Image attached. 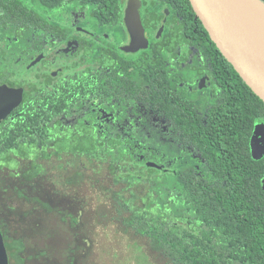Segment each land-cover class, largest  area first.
<instances>
[{
  "label": "trees",
  "instance_id": "obj_1",
  "mask_svg": "<svg viewBox=\"0 0 264 264\" xmlns=\"http://www.w3.org/2000/svg\"><path fill=\"white\" fill-rule=\"evenodd\" d=\"M82 2L92 17L115 12V0H0V85L24 89L22 104L0 125V169L24 160L23 178L32 181L51 160L85 158L95 177L108 171L119 186L112 196L118 220L171 263L264 264V156L255 159L250 147L256 124L264 125V103L199 20L203 33L184 41L193 49V65L211 76L215 96L204 106L152 57L130 62L134 70L123 76L88 67L38 90L30 40L38 32L63 37L51 14L77 11ZM97 102L123 114L147 108V134L98 136ZM154 117H163L166 129ZM4 237L11 261L25 264L23 243Z\"/></svg>",
  "mask_w": 264,
  "mask_h": 264
},
{
  "label": "rangeland",
  "instance_id": "obj_2",
  "mask_svg": "<svg viewBox=\"0 0 264 264\" xmlns=\"http://www.w3.org/2000/svg\"><path fill=\"white\" fill-rule=\"evenodd\" d=\"M55 12L59 20L67 16ZM185 75L195 76L189 69ZM84 159L44 161L32 181L23 178L24 160L0 169V229L23 243L25 264H173L118 220L112 196L119 186L108 171L95 177Z\"/></svg>",
  "mask_w": 264,
  "mask_h": 264
},
{
  "label": "flooded vegetation",
  "instance_id": "obj_3",
  "mask_svg": "<svg viewBox=\"0 0 264 264\" xmlns=\"http://www.w3.org/2000/svg\"><path fill=\"white\" fill-rule=\"evenodd\" d=\"M115 1L112 5L115 12L111 11L112 17L109 19L92 17L89 13L90 4L82 2L77 11L73 7L66 9L67 16L62 20L51 17L65 31L63 37L50 38V34L40 32L33 35L30 43L36 53L31 68L38 90L49 88L51 83L81 73L88 67L96 73L104 69L123 76L134 70L130 62L145 63L152 57L151 62L162 63L198 106H204L214 98L211 76L202 67L193 65V49L190 43L184 41L188 36L193 37L197 31L203 33L199 29V19L190 0L194 15H191L184 0H181L183 6L180 0H139L140 19L148 46L136 52L125 50L132 41L125 21L130 0ZM93 6L101 7L99 2H95ZM117 29L120 30L119 34ZM43 38L46 42L40 43ZM104 58L108 59V65L102 64ZM188 69L195 75L190 79L185 75ZM140 77L145 80L142 72ZM141 84L145 82L142 81ZM205 89L206 92L203 91ZM111 106L102 107L97 102L93 110L95 134L115 138L147 134V108L142 107L133 115L131 109L123 114L122 110ZM153 120L165 124L162 127L166 129L163 117H154ZM10 263L12 261L6 251L4 233L0 229V264Z\"/></svg>",
  "mask_w": 264,
  "mask_h": 264
},
{
  "label": "water",
  "instance_id": "obj_4",
  "mask_svg": "<svg viewBox=\"0 0 264 264\" xmlns=\"http://www.w3.org/2000/svg\"><path fill=\"white\" fill-rule=\"evenodd\" d=\"M211 40L252 93L264 103V2L262 0H190ZM140 1L130 0L126 25L132 37L127 52L147 48ZM24 89L0 85V125L23 102ZM255 159L264 156V125L257 123L251 142ZM149 166L157 167L153 162ZM264 188V179H263Z\"/></svg>",
  "mask_w": 264,
  "mask_h": 264
}]
</instances>
